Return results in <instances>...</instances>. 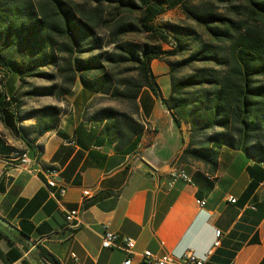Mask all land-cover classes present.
<instances>
[{"label": "crops", "instance_id": "0c3cea01", "mask_svg": "<svg viewBox=\"0 0 264 264\" xmlns=\"http://www.w3.org/2000/svg\"><path fill=\"white\" fill-rule=\"evenodd\" d=\"M151 70L161 98L144 87L128 114L138 127H124L117 136L106 130V119L87 114L92 93L76 82L57 129L30 136L28 143L10 95L18 81L10 77L5 82L0 217L30 244L0 226V264H47L37 247L59 264H122L128 258L131 264H147L144 251L155 257L191 253L202 258L216 230L221 244L203 264H264V177L259 174L264 164L250 174L253 162L227 147L220 149L215 172L200 162L180 161L188 126L178 128L162 103L170 93L167 65L154 60ZM20 154H28L30 162L20 166ZM176 172L187 180L172 177ZM51 177L53 188L47 184ZM251 183L255 187L246 194ZM84 189L92 191L90 198L82 196ZM75 209L82 211L81 225L72 229L65 213ZM105 229L133 238V253L103 249Z\"/></svg>", "mask_w": 264, "mask_h": 264}, {"label": "trees", "instance_id": "16d2710c", "mask_svg": "<svg viewBox=\"0 0 264 264\" xmlns=\"http://www.w3.org/2000/svg\"><path fill=\"white\" fill-rule=\"evenodd\" d=\"M84 1L94 9H83L78 14L65 0H39L37 5L33 0H0V71H4L0 75V96L8 95L3 88L10 77L20 85L26 79L42 77L41 69L58 68L64 59L60 54L67 53L62 71L69 87L57 94L52 87L36 88L33 95L60 99L70 93L77 79L85 90L107 95L112 80L106 67L127 64L136 78L128 80L125 90L117 96L134 102L141 90L148 87L161 98L151 62L179 55L177 60L164 62L170 93L162 99L175 125L188 126L189 141L179 160L200 162L215 172L220 149L227 147L242 152L253 162L248 169L250 174L264 164V0H213L231 8L234 17L193 6L196 0ZM236 1L241 4L232 5ZM105 6L113 10L112 19L135 14L137 22L117 23L106 44L112 45L113 51L94 54L102 49L95 22ZM176 8L203 29L208 41L192 28L174 25L167 26L174 42L169 51L164 50L161 42L137 44L120 39L142 33L168 41V33L158 34L152 23ZM183 70L188 72L182 73ZM14 93L10 95L14 97ZM14 99L15 117L22 123L24 119L19 116V105ZM60 117L57 107L48 106L40 110L31 127L20 130L30 143V136L56 130ZM96 117L106 119V130H112L115 136L124 127H138L129 116L112 109H105ZM259 174L264 177V172ZM254 187L251 183L246 194ZM37 249L44 262L59 264L49 252Z\"/></svg>", "mask_w": 264, "mask_h": 264}, {"label": "rangeland", "instance_id": "374dc122", "mask_svg": "<svg viewBox=\"0 0 264 264\" xmlns=\"http://www.w3.org/2000/svg\"><path fill=\"white\" fill-rule=\"evenodd\" d=\"M69 3V5L73 8L75 12L80 14V12L87 10V12H91L94 9L92 4L86 3L84 0H65ZM33 2L37 5L39 0H33ZM241 1L233 2L232 5H239ZM193 6H197L199 8L210 9L218 14H222L229 17H234L232 14L231 8L226 5H219L215 3L213 0H196L193 2ZM113 10L107 6L103 8V13L100 16V19L95 22V28L97 32V38L100 39V44L102 45V49L97 53H111L113 51V46H106L108 41L110 40L111 32L116 27L117 23H129L137 22V16L135 14H121L119 17H115L112 19ZM168 25H174L179 27H188L195 30L204 41H208V37L203 31V29L196 24L194 21L189 20L184 15L183 11L180 8H176L174 10L166 11L163 15L157 17L152 26L154 30L158 32H167L169 35L168 41H163L158 35L150 36L142 33H132L123 36L120 38L122 41H129L137 44L143 43H151V44H160L162 43V47L164 50L169 51L174 47V42L172 39V33L167 29ZM63 44V43H62ZM67 53H62L60 56L64 58L58 68L49 67L41 69L42 77H32L26 79L22 85L18 82L16 87L14 98L17 99V103L19 105L18 113L19 116L24 120L23 122L27 127H31L36 118L40 115V110L48 107L54 106L57 107L61 116L67 113L69 99L72 94V89L76 82L79 83L78 79L74 81V83L70 87V93L62 96L60 99H57L56 96H36L31 92L36 88H44V87H52L55 93L57 94L60 89H65L69 87V82L64 77V72L62 69L64 68L68 55ZM87 55H81V57H86ZM179 55H172L171 57H163L159 59L160 62L174 61L179 59ZM2 71V70H1ZM4 73V71H2ZM106 72L111 75L112 85L110 89V93L107 95L92 93V100L88 105L87 114L92 117L98 116L105 109H112L117 112H121L129 116L133 110V102L122 97H118L117 94L123 92L126 88V82L128 80H133L136 78V73L131 69L130 65L123 66H107ZM188 70H183L182 73H187ZM2 82L0 81V88H2ZM16 104V103H15Z\"/></svg>", "mask_w": 264, "mask_h": 264}, {"label": "built area", "instance_id": "2783aa9c", "mask_svg": "<svg viewBox=\"0 0 264 264\" xmlns=\"http://www.w3.org/2000/svg\"><path fill=\"white\" fill-rule=\"evenodd\" d=\"M17 161L20 166H24L30 162L28 154L26 157H19L17 156ZM172 177H180L187 180V177L182 173H173ZM48 186L53 188L56 184L53 177L48 179ZM61 195L64 194V189L60 191ZM82 196L84 198H90L92 196V191L90 189H84L82 191ZM235 200H231L234 203ZM200 206L204 205V202H199ZM81 216L82 211L79 209L71 210L65 213V221L67 222L68 226L72 229H77L81 225ZM221 244V232L216 230L214 232V242L212 247L208 250L205 256L202 258H197L191 253H185L179 258H175L170 254H165L160 257H155L150 251L142 252L141 256L147 264H203V262L213 253V250L218 248ZM101 247L103 249H110V250H121L127 254H132L135 249V240L130 237L126 236H119L113 232L108 231L105 229L101 235ZM122 264H131V259H126ZM228 264H234L230 262Z\"/></svg>", "mask_w": 264, "mask_h": 264}, {"label": "water", "instance_id": "95a60500", "mask_svg": "<svg viewBox=\"0 0 264 264\" xmlns=\"http://www.w3.org/2000/svg\"><path fill=\"white\" fill-rule=\"evenodd\" d=\"M0 226L6 228L9 231H15L17 234L24 236L21 232L17 231L12 225H10L8 222H6L4 219L0 217ZM25 240L30 244L28 238L24 236Z\"/></svg>", "mask_w": 264, "mask_h": 264}, {"label": "bare ground", "instance_id": "6f19581e", "mask_svg": "<svg viewBox=\"0 0 264 264\" xmlns=\"http://www.w3.org/2000/svg\"><path fill=\"white\" fill-rule=\"evenodd\" d=\"M5 95V94H4ZM19 157H26L27 156V154H20V155H18Z\"/></svg>", "mask_w": 264, "mask_h": 264}]
</instances>
